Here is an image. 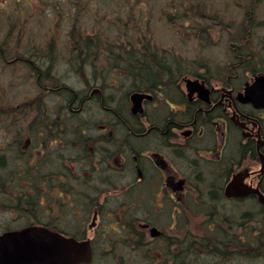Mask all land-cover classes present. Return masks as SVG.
<instances>
[{"label":"flooded vegetation","instance_id":"obj_1","mask_svg":"<svg viewBox=\"0 0 264 264\" xmlns=\"http://www.w3.org/2000/svg\"><path fill=\"white\" fill-rule=\"evenodd\" d=\"M60 1L65 7L57 5L56 14L45 12L44 0H0V170L7 182L0 189V233L57 230L65 217L52 212L69 202L72 236L88 238L92 251L113 224L117 237L107 242H131L140 263L178 257L187 264L191 215L203 235L228 239L215 247L217 264H237L240 233L249 250L245 264H263L264 230L257 234L264 227V107L240 101L239 93L264 76V0H240L246 2L239 17L225 24L224 60L179 54L177 64L170 56L168 76L148 90L128 86L129 62L72 44V0ZM135 91L149 95L141 113L131 108ZM122 112L129 120L118 127ZM190 171L210 187L195 188ZM234 176L236 191H254L227 196ZM125 190L133 191L137 210L120 208L116 197ZM257 242L259 253L252 252Z\"/></svg>","mask_w":264,"mask_h":264},{"label":"rangeland","instance_id":"obj_2","mask_svg":"<svg viewBox=\"0 0 264 264\" xmlns=\"http://www.w3.org/2000/svg\"><path fill=\"white\" fill-rule=\"evenodd\" d=\"M54 1L61 4V7H65L60 0H44L46 13L51 12L49 7H55ZM75 1L77 5L75 8L72 5V14L75 13L72 15V25H74V31L81 33L82 36L95 33L98 35L100 43H112L116 46L126 45L137 48L141 47L142 43L150 44L161 50L164 48L170 50L174 60H179V54L183 56L187 54L190 55L189 58L205 59L201 61H221L222 58L223 60L226 58L225 50H227V42L229 41L226 33H229L230 28L225 24L239 17L237 13L240 12V9L243 10V2H246L236 0L238 5L234 7L229 4L230 0ZM215 16L219 19L216 20L217 22L215 18L213 19ZM218 21H221L223 32L218 27ZM200 29H207V31H205V37L200 42L198 49L194 46L197 43L196 38H199ZM189 178L194 187H203L205 191L206 188L210 187L207 184L208 179L205 177L201 181L202 183H199L195 173L191 172ZM196 205L195 202L191 203L190 209L195 211ZM190 219H192L189 221V228L191 229L193 222L198 219H194L191 215ZM111 226L107 227L106 236L117 237L115 231L110 229L114 225L111 224ZM113 245H115L114 248ZM98 246H100V255L106 253L107 250L111 251L113 259L111 257L105 259L115 261V264H123L125 261L129 262L128 264L140 263L138 257L134 255L136 250L133 249V244L129 241H125L124 244L115 242L112 245ZM100 260L99 257L94 264H100Z\"/></svg>","mask_w":264,"mask_h":264},{"label":"trees","instance_id":"obj_3","mask_svg":"<svg viewBox=\"0 0 264 264\" xmlns=\"http://www.w3.org/2000/svg\"><path fill=\"white\" fill-rule=\"evenodd\" d=\"M53 3L55 7L51 8V12L54 11L57 14L58 10L56 9V6L59 5V3L56 1H54ZM72 5H73V8L76 7L77 3L75 0L72 1ZM74 14L75 13H73L72 15ZM97 36L98 35H96L95 33L93 35L84 34V36H82L81 33L74 31V25H72V44L74 43L77 46H86L89 51H93V54L95 53V48H97L96 51H100V52L103 51L102 55L104 59L107 61H114L115 63L120 62V61L122 62L126 61L130 63V65L129 66L126 65V68H125V70L127 71V74L125 75V77L128 79V86L130 88L148 90L151 87L155 86L157 83H160L162 78H166L168 76V73L166 71L169 65H172V63L169 62V60H166V58L173 56L172 52L167 53L168 56H166L165 55L166 49L161 50V49L156 48V46H151L150 44L146 45L144 43H142L141 47H137V48L130 47V46L128 47L126 45L116 46V45H112V43L105 44L106 42L100 43ZM75 39L76 41L74 42ZM100 44H101V47H100ZM171 60L172 62L175 61L177 62V64H179V60H176V59L174 60L173 57L171 58ZM76 70L80 72L83 71V69L81 68L79 64L76 65ZM109 71H110V68H109ZM0 171H1L0 172V189H4V187L7 186V182L4 180V174H2L4 173V171L3 170H0ZM68 183L69 181L67 180L65 181V183L61 182L62 188L64 184L68 186ZM38 188H39L38 186L35 187V190H34L35 195L38 192ZM61 193H64V192L61 191ZM67 199L68 197L65 198L63 201H66ZM108 199H109V202L114 200L112 198V195H109ZM211 200L207 201L209 204L208 210H212ZM116 201L117 202L123 201L124 204L120 207L121 209L124 208V206H126L125 207L126 211L130 212L133 210H137L136 209L137 208L136 199H135V195L132 190H125L124 192L118 194V196L116 197ZM31 206L32 205L28 206L27 212L31 211ZM64 206L65 207L63 206L61 207V211L56 210L57 212H55L53 210L52 215L54 213L55 214L58 213L60 217H63V216L65 217V223H61V226L57 230L66 235L72 236V232L74 231V229H72V222L71 223L66 222V221H72V216H71L72 214L68 212L67 210V208L69 207V202H65ZM44 212H45L44 214H47V211H44ZM108 212L112 213L111 210H109ZM242 214H243L242 217L245 218L246 217L245 213H242ZM68 216H70L71 218L67 219ZM190 220L192 221V219L188 220V233H187V253L188 255H187V261H183V263L187 262V264H217L218 263L217 258H213V253L217 251L215 250V247L218 244V242H225V241L228 242V239H225V241H222V240L213 241L212 239L213 233L210 231L209 233L205 232V234L203 235L202 232H200V226L198 225L197 221L193 222L194 223L193 225L195 227L198 226L197 230H195V227L193 225L190 229L189 228ZM258 230H259L258 232L260 233H258L257 236L258 237L260 236L261 238L262 236L261 232L264 230V227L260 226ZM102 233L103 234H100L99 236L102 239L100 240V242L98 243L96 242L95 244L96 246H94L93 258H92L91 264H94L95 262H97L99 257L101 258L100 264H115V261H112L110 259H105L106 254L104 255L99 254L100 246L98 245L115 244L114 241L107 242V240L110 239V237H112V235H110L111 233L109 234L110 236H106L107 231L102 232ZM244 235L246 236L245 233L244 234L240 233L239 235H237L236 240H235L236 241L235 247H236V255H237L236 256L237 264H242L243 262L245 264V259H248V258H245V255L249 250H247L248 247H247V243L245 242L246 237ZM178 243L179 245L181 244L180 241ZM260 245H261L260 242H257L256 249L253 250L252 252H256V253L261 252ZM114 247L115 245H113V248ZM221 247L222 249L225 248L224 250H227V247L222 243H221ZM203 250L208 253V255H206L205 257L200 255V253ZM106 253H111V251L107 250ZM111 259L113 258L111 257ZM170 262L171 264H181L182 260L180 258L178 259L177 257V259L173 258V260H171ZM128 263L129 262L125 261L123 264H128ZM156 263L166 264V261L160 262L159 260H156Z\"/></svg>","mask_w":264,"mask_h":264},{"label":"water","instance_id":"obj_4","mask_svg":"<svg viewBox=\"0 0 264 264\" xmlns=\"http://www.w3.org/2000/svg\"><path fill=\"white\" fill-rule=\"evenodd\" d=\"M145 94L130 95L133 112H141ZM242 102H251L254 107H264V76H256L240 93ZM234 178L226 184L225 193L244 195L254 191H236ZM264 200V199H263ZM91 246L88 239L77 240L42 226H30L0 234V264H89Z\"/></svg>","mask_w":264,"mask_h":264},{"label":"bare ground","instance_id":"obj_5","mask_svg":"<svg viewBox=\"0 0 264 264\" xmlns=\"http://www.w3.org/2000/svg\"><path fill=\"white\" fill-rule=\"evenodd\" d=\"M173 65L175 66V64H173ZM169 72H170V70H169ZM120 116H121L122 119H118V117H115V118H116V121H117V126H118V127H119L120 125H122L123 122H128V120H129V116H128L127 114H125V112H122V113L120 114ZM122 120H123V121H122ZM126 139H127V138H126ZM124 143H125L126 146H128V147H130V148H132V147L134 146L132 140H130V139L125 140ZM217 252H218V251H215V253H217ZM219 252H223V251H219ZM171 259H173V258H171ZM169 261H170V260H169Z\"/></svg>","mask_w":264,"mask_h":264}]
</instances>
